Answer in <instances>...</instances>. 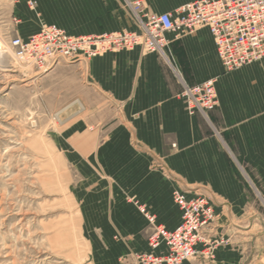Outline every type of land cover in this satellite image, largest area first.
<instances>
[{"label":"crops","instance_id":"0c3cea01","mask_svg":"<svg viewBox=\"0 0 264 264\" xmlns=\"http://www.w3.org/2000/svg\"><path fill=\"white\" fill-rule=\"evenodd\" d=\"M13 1L19 21H36L37 16L81 35L131 29L136 1L141 2L139 16H175L178 7L193 0H31L35 13L25 8L28 0ZM17 33L27 37L32 32ZM167 39L163 55L136 47L66 64L113 106L102 122H81L79 133L86 134L85 141H76L86 151L80 153L81 168L89 174L87 181L96 183L106 212L121 215V228L131 231L151 229L143 214L173 228L180 219L174 190L207 193L217 215L208 233L227 235L213 259L197 257L185 264H264L262 242L249 233L256 224L249 215L258 212L246 205L245 191L219 141L220 136L264 185V62L225 70L206 27L178 37L168 33ZM208 78L215 79L218 105L190 115L181 92ZM216 197L227 202L220 204ZM140 237L143 251L148 250L142 234L133 232L130 240Z\"/></svg>","mask_w":264,"mask_h":264},{"label":"rangeland","instance_id":"374dc122","mask_svg":"<svg viewBox=\"0 0 264 264\" xmlns=\"http://www.w3.org/2000/svg\"><path fill=\"white\" fill-rule=\"evenodd\" d=\"M26 4L35 13L34 4ZM16 8L13 0H0V264L132 262L145 246L141 237L130 240L131 233L147 240L152 230L121 228V215L106 212V201L96 195V183L88 182L89 174L81 168L80 153L86 151H80L76 142L86 138L79 133L81 122H102L113 106L83 83L79 71L66 65L74 62L60 61L44 69L17 61L8 39L18 31L33 33L41 25L55 23L37 16L36 21H19ZM261 62L264 58L246 65ZM219 141L245 191L246 205L258 212L249 215L248 221L256 223L249 233L260 239L264 249V185L220 136ZM200 193L213 203L207 193ZM226 235L209 236L217 247ZM214 257L215 251L208 260Z\"/></svg>","mask_w":264,"mask_h":264},{"label":"built area","instance_id":"2783aa9c","mask_svg":"<svg viewBox=\"0 0 264 264\" xmlns=\"http://www.w3.org/2000/svg\"><path fill=\"white\" fill-rule=\"evenodd\" d=\"M28 4L34 2L28 0ZM140 9L139 1L131 6V29L73 35L56 24H45L27 37H10L7 45L18 62L46 69L60 61H87L106 52L136 47L144 53L163 55L168 33L178 37L206 27L225 70L264 58V0H193L178 7L175 16L170 12L139 16ZM181 97L190 115L205 114L217 106L215 79L184 86ZM187 193L179 189L172 192L180 212L173 228L145 214L152 230L146 240L148 250L135 254L132 262L121 264H185L213 254L217 244L208 229L216 220L214 205L200 192Z\"/></svg>","mask_w":264,"mask_h":264}]
</instances>
